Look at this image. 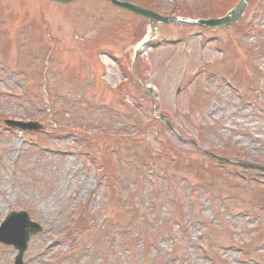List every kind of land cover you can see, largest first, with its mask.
<instances>
[{
    "label": "rangeland",
    "instance_id": "374dc122",
    "mask_svg": "<svg viewBox=\"0 0 264 264\" xmlns=\"http://www.w3.org/2000/svg\"><path fill=\"white\" fill-rule=\"evenodd\" d=\"M130 1L194 19L238 0ZM213 155L264 164V0L231 28L153 32L107 0H0V220L23 208L42 225L24 264H264V175ZM15 253L0 243V264Z\"/></svg>",
    "mask_w": 264,
    "mask_h": 264
},
{
    "label": "water",
    "instance_id": "95a60500",
    "mask_svg": "<svg viewBox=\"0 0 264 264\" xmlns=\"http://www.w3.org/2000/svg\"><path fill=\"white\" fill-rule=\"evenodd\" d=\"M60 1H68V0H60ZM110 1L116 5L123 6L125 8L130 9V10H133V11H135V12H137V13L145 16V17L150 18L152 21V24H155L158 21L166 23V22L175 21V20L179 19L178 17H175V16H165L164 17L161 15H158L157 13H155L151 10L139 7L137 5H133V4L128 3V2H123L121 0H110ZM246 3H247V0H240L238 5L232 11H230L227 16L222 17V18L208 19L206 21L203 20V22H205L209 25L220 26V27H225V26L231 25L240 17V15L242 14V12L246 6ZM183 20H186V19H183ZM187 21H189V20H187ZM12 122L19 124V122H15V121H12ZM25 125H30V124H25ZM31 125H35V123H31ZM10 220L11 219H9L7 221H10ZM7 221L4 222L3 228L0 229V238L1 239L7 238V235L4 232V227L8 224ZM25 234L23 235L22 239H15V241L19 244L18 245L19 247H21L22 241L24 243V241L27 238V236ZM19 257L20 256H18V260H19Z\"/></svg>",
    "mask_w": 264,
    "mask_h": 264
}]
</instances>
